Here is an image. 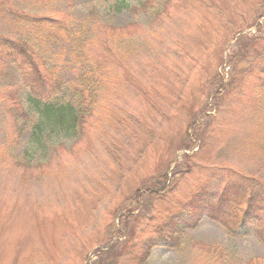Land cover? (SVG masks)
Masks as SVG:
<instances>
[{
	"label": "rangeland",
	"instance_id": "374dc122",
	"mask_svg": "<svg viewBox=\"0 0 264 264\" xmlns=\"http://www.w3.org/2000/svg\"><path fill=\"white\" fill-rule=\"evenodd\" d=\"M114 2L0 0V37L15 32L9 18L19 11L32 17L67 11L83 20L104 38L121 85L106 84L108 97L79 134L45 136L34 153L40 165L27 169L17 165L28 137L24 90L12 80L13 68L0 75V264H86L89 256L87 264H141L155 210L212 177V191L232 173L264 180V99L251 95L260 94L252 68L264 58V0H169L159 13H115ZM117 31L132 40L133 54L114 50ZM68 96L63 91L60 99ZM9 103H17L14 111ZM185 153L192 168L173 176ZM159 171L172 195L158 203L137 196L156 189ZM136 206L135 221L123 220ZM260 223L238 238L230 226L204 218L182 236V251L155 249L146 264H208L186 258L199 254L195 242L231 251L237 261L229 264H248L264 258Z\"/></svg>",
	"mask_w": 264,
	"mask_h": 264
},
{
	"label": "trees",
	"instance_id": "16d2710c",
	"mask_svg": "<svg viewBox=\"0 0 264 264\" xmlns=\"http://www.w3.org/2000/svg\"><path fill=\"white\" fill-rule=\"evenodd\" d=\"M168 2L169 0H115L109 7L115 13L124 10L133 13L139 10L143 13L148 10L159 13ZM69 6L72 7V4L67 7L70 8ZM261 17L259 15L257 19ZM9 21L15 32L8 37H0V75L13 68L15 74L11 78L17 83L18 89L24 90L26 106H23L21 114L25 118L24 130H28V137L25 139L23 155L20 160L17 159V165L28 169L33 165H40V162H33L34 153L45 142V136L56 133L73 136L79 134L84 120L90 117L94 107L108 97L106 84L109 85L112 80L121 85L112 73L116 72L112 66L115 57L108 51L104 38L96 37L83 20L74 18L67 11L54 17H32L19 11ZM259 28L258 25L257 29ZM114 37L118 39L114 50L128 53V56L134 53L136 48L127 44L132 41L129 37L118 31L111 36ZM257 63L252 72L260 94L251 91L256 100L264 99V58ZM109 88L115 96L116 88ZM63 91L69 93L66 100L60 99ZM0 94L4 96L3 92ZM218 96L215 94V97ZM16 104L5 105L8 111H14ZM245 117L239 121H243ZM191 127H194V122L190 124L189 128ZM186 139L182 149L188 150L191 144ZM192 161V156L183 155L173 176L189 173ZM232 175H227V181L224 180L227 176H222L218 180L216 191L211 189L212 177L201 187L190 188L182 198L171 202L166 209L155 210L147 220L152 236L142 253L141 264L146 263L155 249L181 251L180 235L196 227L204 218L230 226L233 234L239 238L249 235L252 225L263 222L261 229L264 237V180L239 173ZM157 176L158 183L154 184L156 189H148L143 193L137 191V196L145 195L158 203L166 195H172L171 188L167 187L166 173L159 171ZM209 196L213 199L209 200ZM131 198L134 201L137 199L135 195ZM136 209L137 206L126 210L123 220L134 222L136 217L133 213ZM193 246L199 254L186 258L198 260L205 257L208 264L237 261L231 251L218 244L198 242ZM246 263L261 264L264 263V258L251 259Z\"/></svg>",
	"mask_w": 264,
	"mask_h": 264
}]
</instances>
